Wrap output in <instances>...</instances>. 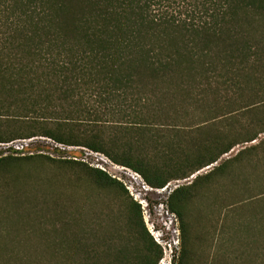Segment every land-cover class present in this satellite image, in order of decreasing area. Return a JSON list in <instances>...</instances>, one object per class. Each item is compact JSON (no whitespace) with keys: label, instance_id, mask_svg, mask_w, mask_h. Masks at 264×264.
I'll return each mask as SVG.
<instances>
[{"label":"trees","instance_id":"obj_1","mask_svg":"<svg viewBox=\"0 0 264 264\" xmlns=\"http://www.w3.org/2000/svg\"><path fill=\"white\" fill-rule=\"evenodd\" d=\"M255 96L264 97V0H0V143L42 136L85 147L153 188L193 178L166 202L180 220L174 264H191L195 199L229 181L254 194L248 206L264 205V139L253 144L264 134V98ZM200 110L210 117L194 128L162 124L171 111ZM62 163L128 202V239L104 252L97 247L110 230L77 224L50 253L56 261L38 264H159L164 249L123 184L80 161ZM243 227V264H264V209ZM17 243L0 235V264H34Z\"/></svg>","mask_w":264,"mask_h":264},{"label":"rangeland","instance_id":"obj_2","mask_svg":"<svg viewBox=\"0 0 264 264\" xmlns=\"http://www.w3.org/2000/svg\"><path fill=\"white\" fill-rule=\"evenodd\" d=\"M262 98L255 96L252 101L257 103ZM222 113H227V110L218 111L217 115ZM167 116L168 121H162V124L185 128H194L202 122L201 120L205 121L210 117L204 110L185 114L171 111ZM6 121L5 118H0V126H4ZM43 138L46 137L18 139L34 140L30 143L28 154L16 156L19 159L0 166V235L5 236L7 232L10 238L17 240L19 248L27 251V260L34 264L56 261L50 253L56 254L55 246L58 247L59 243L65 240L64 235L73 237L72 228L77 224H88V227L92 226L94 229L108 228L110 232L105 234L112 239L108 244L100 247L97 245V248L104 252H110V246L116 245L120 248V244L128 239L129 234L126 229L128 202L119 200L113 192L95 189L82 169L62 163L63 160L82 158L80 150H65L62 149L64 146L55 147L44 143ZM263 139L264 134L253 144ZM249 146L251 144L238 146L223 159L233 157ZM29 156L33 158L25 159ZM39 156H49L55 161L51 162ZM210 170L207 168L200 174ZM229 183L231 182L226 183L224 189L212 188L188 206L187 220L191 225V249L194 251L191 264H243L246 261V257L239 256L243 250L246 251V247L243 249L246 235L243 226L248 218L251 219L263 211L264 205L251 204L257 201L253 200L248 206L246 199L254 194L248 195L243 188L239 190ZM216 198H219V201H215ZM237 203L239 204L235 208H222V205ZM108 206L112 209H107ZM144 223L157 241L146 219ZM100 236L103 237V233ZM233 236L235 244L231 242ZM4 239L5 237L2 240ZM258 241L260 243V237ZM63 245L67 248V244ZM256 246L260 247L259 244ZM112 250L116 252L115 249ZM164 252L170 255L169 246H166Z\"/></svg>","mask_w":264,"mask_h":264},{"label":"built area","instance_id":"obj_3","mask_svg":"<svg viewBox=\"0 0 264 264\" xmlns=\"http://www.w3.org/2000/svg\"><path fill=\"white\" fill-rule=\"evenodd\" d=\"M31 141L34 140H15L8 143H0V158L27 155ZM42 141L59 148L64 146L49 138H43ZM62 149L80 150L83 157L74 160L98 169L123 184L133 200L141 205L144 219L147 220L152 233L156 235V242L163 247L164 251L166 246L171 249L170 255H166L164 252V257L159 264H174V258L178 257L181 244L180 220L176 214L168 210L166 202L174 190L189 183L193 178L173 181L163 188H153L145 182L138 172L117 164L101 152L85 147L64 146Z\"/></svg>","mask_w":264,"mask_h":264}]
</instances>
